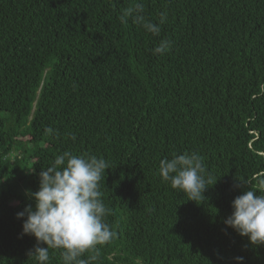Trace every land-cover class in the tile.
I'll return each mask as SVG.
<instances>
[{
	"label": "trees",
	"instance_id": "1",
	"mask_svg": "<svg viewBox=\"0 0 264 264\" xmlns=\"http://www.w3.org/2000/svg\"><path fill=\"white\" fill-rule=\"evenodd\" d=\"M138 2L146 20L166 15L159 35L121 22ZM162 39L171 49L153 54ZM64 151L109 165L115 235L80 259L264 264V245L223 222L240 180L264 179V0H0V264H36L17 213ZM185 152L216 180L197 202L158 170Z\"/></svg>",
	"mask_w": 264,
	"mask_h": 264
},
{
	"label": "clouds",
	"instance_id": "2",
	"mask_svg": "<svg viewBox=\"0 0 264 264\" xmlns=\"http://www.w3.org/2000/svg\"><path fill=\"white\" fill-rule=\"evenodd\" d=\"M143 13L144 4L138 2L128 8L120 20L127 23L131 18L147 32L159 35L166 15L161 13L159 23H153L146 20ZM171 46V41L162 39L152 50L153 54L164 55ZM45 131L52 132V129ZM72 139L75 140V136ZM107 168L108 162L102 157L64 151L40 171L38 190H28L35 201L34 206L26 205L17 213L18 218L26 217L22 233L36 239L34 249L28 252L36 264H49L50 249L61 250L63 264H91L97 256H90L86 261L80 259L82 254L96 250L97 245H104L114 237L115 233L104 220L109 210L99 190ZM158 170L163 181L195 202L205 198V189L216 181L206 174L203 158L196 153L185 152L174 154L171 159L163 158ZM246 185V181L240 180L237 187L245 190L233 199V210L223 222L240 236H246L252 245H264V179L259 181L257 190H246ZM243 259L235 257L239 264Z\"/></svg>",
	"mask_w": 264,
	"mask_h": 264
}]
</instances>
